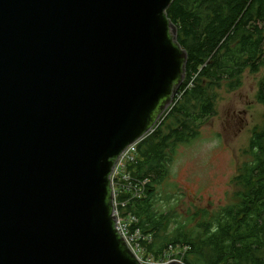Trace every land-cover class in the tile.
<instances>
[{"label": "water", "instance_id": "water-1", "mask_svg": "<svg viewBox=\"0 0 264 264\" xmlns=\"http://www.w3.org/2000/svg\"><path fill=\"white\" fill-rule=\"evenodd\" d=\"M173 1L0 0V264H143L112 174L185 80Z\"/></svg>", "mask_w": 264, "mask_h": 264}, {"label": "trees", "instance_id": "trees-1", "mask_svg": "<svg viewBox=\"0 0 264 264\" xmlns=\"http://www.w3.org/2000/svg\"><path fill=\"white\" fill-rule=\"evenodd\" d=\"M167 12L188 53L187 72L171 107L137 144L128 179L114 183L119 218L131 234L151 236L137 240L146 255L170 250L185 264H264V125L252 130L226 205L203 211L194 226L157 207L177 146L214 116L217 90H236L246 71L261 72L256 99L264 110V0H174Z\"/></svg>", "mask_w": 264, "mask_h": 264}, {"label": "rangeland", "instance_id": "rangeland-1", "mask_svg": "<svg viewBox=\"0 0 264 264\" xmlns=\"http://www.w3.org/2000/svg\"><path fill=\"white\" fill-rule=\"evenodd\" d=\"M262 76L246 71L238 89L217 90L214 116L201 126L198 137L177 146L169 174L158 188L160 210L194 226L203 211L212 212L230 201V181L245 159L252 130L264 125L263 106L256 99ZM190 218L194 221L188 222ZM131 247L135 250V243ZM140 255L142 260L151 256L141 245Z\"/></svg>", "mask_w": 264, "mask_h": 264}, {"label": "built area", "instance_id": "built-area-1", "mask_svg": "<svg viewBox=\"0 0 264 264\" xmlns=\"http://www.w3.org/2000/svg\"><path fill=\"white\" fill-rule=\"evenodd\" d=\"M136 146H137V144L130 146L120 157L119 162H118V164H117V166H116V168L112 174L113 186L117 180H121V179L127 180L128 179V176H127L125 170H126L127 164L132 163L136 158ZM114 194H115V192H114ZM115 206H116V203H115ZM115 210H116V215L118 217V223H117L118 231L125 238L126 242L128 243V245L130 247H131V243H135V245H136V247H134L135 250L132 247H131V249L136 253L137 257L143 262V264H165V263H168V262L174 260L173 253L170 250L164 252L163 255L159 258L149 256V257H146L144 260H142L143 258L140 255V245L137 242V240H138V238H143V239L150 241L151 236L150 235L142 236L140 234L139 230H137L133 234H131L127 223L122 221L119 218L118 211L116 208H115Z\"/></svg>", "mask_w": 264, "mask_h": 264}]
</instances>
